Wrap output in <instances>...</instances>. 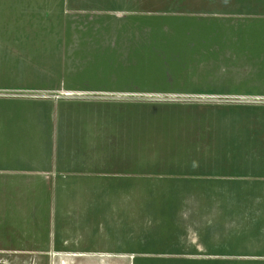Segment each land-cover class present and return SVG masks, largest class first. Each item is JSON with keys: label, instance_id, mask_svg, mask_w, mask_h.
<instances>
[{"label": "rangeland", "instance_id": "374dc122", "mask_svg": "<svg viewBox=\"0 0 264 264\" xmlns=\"http://www.w3.org/2000/svg\"><path fill=\"white\" fill-rule=\"evenodd\" d=\"M11 4L43 16L52 5L73 25L0 27V115L38 121L35 137L0 145L128 155L134 186L14 188L42 210L0 216L32 217L73 246L128 244L135 264H206V253L264 264L249 255L264 254V204L160 201L171 188L141 177L205 165L208 148L238 146V118H264V0H0V16ZM10 32L48 40L9 50ZM51 253L0 250V264H49Z\"/></svg>", "mask_w": 264, "mask_h": 264}, {"label": "crops", "instance_id": "0c3cea01", "mask_svg": "<svg viewBox=\"0 0 264 264\" xmlns=\"http://www.w3.org/2000/svg\"><path fill=\"white\" fill-rule=\"evenodd\" d=\"M8 14L0 16V27L16 25H36L38 20L48 18L52 23L43 25H73L70 17H65L52 5L46 7L50 18L38 10L30 8L28 11L22 5L11 4ZM15 14L16 19H10ZM19 14V15H18ZM43 16V17H42ZM19 19V20H18ZM79 25V23H78ZM252 29L255 25L244 23ZM4 37L5 42L12 44L9 50L21 51L28 49L27 45L44 42L46 38L31 34H16L10 32ZM53 37V36H52ZM61 40V38H59ZM3 40L0 39V42ZM37 118L28 115H0V140L12 138H32L37 131ZM239 122L234 135L228 139H236L238 146L213 150L208 148L200 155L206 159L202 166L192 165L190 168H165L157 171V175L143 171L141 177L145 179H160L158 187L171 188L166 198H159L165 202L191 203H240L264 204V118H238ZM62 128V127H61ZM65 128V127H64ZM58 132L59 126L52 128ZM69 129V128H66ZM213 150V151H212ZM198 153L193 157L197 160ZM128 156V155H127ZM125 156L119 159L117 154L103 153L96 148L72 152L58 148L30 149L23 147H9L0 145V212L26 211L35 212L42 207L34 204L32 195L22 196L14 188H59V187H102L125 186L132 187L134 175L132 163ZM234 161L233 165L215 163L217 161ZM118 161H124L119 165ZM153 185V184H151ZM142 186H146L143 184ZM21 201V206L17 202ZM4 203H12L5 205ZM20 204V203H19ZM19 218V219H17ZM22 219V220H21ZM24 219V220H23ZM93 234L92 228H89ZM52 235V243L38 241L39 235ZM57 230L41 229L32 217L0 216V250L10 251H51L49 264H135L134 251L128 244L119 249L103 248L97 243H87L85 239L76 246L70 242H60ZM61 234H64L62 232ZM55 236V237H54ZM201 259V263L214 264V259ZM251 257L264 258V254H249ZM140 263H149L142 260ZM169 260L163 259L162 262ZM198 264V260H192ZM137 264V263H136Z\"/></svg>", "mask_w": 264, "mask_h": 264}]
</instances>
